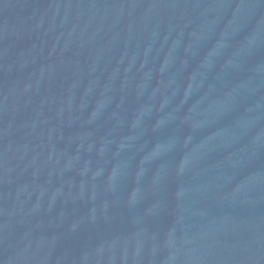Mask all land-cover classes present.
Returning <instances> with one entry per match:
<instances>
[{
  "label": "water",
  "instance_id": "1",
  "mask_svg": "<svg viewBox=\"0 0 264 264\" xmlns=\"http://www.w3.org/2000/svg\"><path fill=\"white\" fill-rule=\"evenodd\" d=\"M162 0H0V264H93Z\"/></svg>",
  "mask_w": 264,
  "mask_h": 264
}]
</instances>
